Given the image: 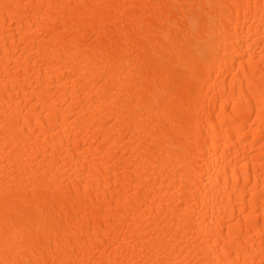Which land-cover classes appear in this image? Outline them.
Here are the masks:
<instances>
[{
    "label": "bare ground",
    "instance_id": "obj_1",
    "mask_svg": "<svg viewBox=\"0 0 264 264\" xmlns=\"http://www.w3.org/2000/svg\"><path fill=\"white\" fill-rule=\"evenodd\" d=\"M0 264H264V0H0Z\"/></svg>",
    "mask_w": 264,
    "mask_h": 264
}]
</instances>
